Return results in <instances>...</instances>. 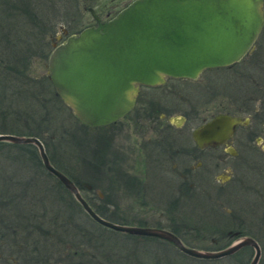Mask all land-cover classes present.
<instances>
[{
    "label": "flooded vegetation",
    "instance_id": "af4514ba",
    "mask_svg": "<svg viewBox=\"0 0 264 264\" xmlns=\"http://www.w3.org/2000/svg\"><path fill=\"white\" fill-rule=\"evenodd\" d=\"M83 6L88 12L89 6L86 3ZM111 16L113 14L106 13L99 20L105 21ZM90 18L84 27L95 24ZM59 28V33L49 37L50 50L83 27L74 31L60 25ZM263 30L264 24L257 38ZM252 48L237 62L203 69L194 79L164 77L160 84H139L133 105L122 118L102 127H90L95 131L112 127L109 133L106 131L93 137L100 147L105 148L109 167L102 175L104 159L96 158L92 177H102L108 184L102 187L93 179L84 181L80 174L68 178L95 213L109 214L110 218L101 217L117 224L166 230L183 244V238L189 235V241L211 243L209 248H200L210 251L248 236L259 245L261 253L260 246L264 245V92L217 93L209 78L217 72L240 76L236 66ZM185 80H189V85L194 81H200L202 85L196 93L189 89V100L183 99L187 109L180 112L166 110L155 101V96L143 93L144 90L167 87L172 81ZM169 91L176 92L173 88ZM200 96L204 98L198 99ZM211 105L212 111L209 110ZM157 109L160 111L154 116ZM131 113L136 117L129 118ZM217 114L236 120L231 133L214 144L203 142L200 134L197 139L202 142L197 143L193 137L195 129ZM123 121H128V126L116 131L119 128L114 125ZM187 123L189 129L185 131L183 126ZM168 127L174 130H168ZM122 133L131 136L133 141L120 143ZM77 143L80 147L81 141ZM147 166L154 168L155 172L147 174ZM76 169H81V165L76 164ZM55 180L54 183L58 182ZM162 195L167 198L163 204L153 199ZM178 197L186 198L189 203V226L178 223L172 215ZM43 198L30 195L28 206L0 207V264H111L110 261L114 264H142L141 256L128 251L130 242L134 245L148 243L153 247L150 252L157 256L163 255L158 249L167 247L181 253L165 240L103 227L114 235L117 245L107 247L109 253L101 255L105 260L103 263L100 258L101 263L88 249V246L93 249V244L83 243L81 236L85 233L81 231V223L76 221L83 212L79 204L66 206L63 202L62 205L46 206ZM61 213L71 214L68 223L61 221ZM244 247L247 248L245 257L253 254L251 247Z\"/></svg>",
    "mask_w": 264,
    "mask_h": 264
},
{
    "label": "water",
    "instance_id": "95a60500",
    "mask_svg": "<svg viewBox=\"0 0 264 264\" xmlns=\"http://www.w3.org/2000/svg\"><path fill=\"white\" fill-rule=\"evenodd\" d=\"M263 4V0H131L105 21L88 7L95 24L53 45L47 78L54 94L80 123L108 125L129 111L139 84H160L164 77L194 79L203 69L240 60L263 27ZM235 123L234 118L217 114L195 129L193 137L197 143L214 144L230 134ZM200 134L202 141L197 139ZM0 142L33 145L44 170L72 195L89 219L104 228L165 240L194 259L215 260L249 246L253 254L248 264L258 262L259 245L248 236L219 250H201L163 229L106 220L49 162L37 137L0 133Z\"/></svg>",
    "mask_w": 264,
    "mask_h": 264
},
{
    "label": "rangeland",
    "instance_id": "374dc122",
    "mask_svg": "<svg viewBox=\"0 0 264 264\" xmlns=\"http://www.w3.org/2000/svg\"><path fill=\"white\" fill-rule=\"evenodd\" d=\"M131 0H32L33 5H26V0H20L18 2H15L13 4H10V6L15 10L16 7H20L21 14L17 15L16 21L20 20V25H17L16 27H20V30H27L26 34L23 37L22 43L25 45H28L29 42H33L34 40L38 41L37 38L33 39L31 37L32 33H37L38 36H41L42 32L39 31L40 28L38 25L36 26L34 24V19L32 13L29 11L28 8L31 9V11H35L37 18L41 19L42 22L41 25H46V28L48 32H46L44 36V44L41 49L32 50L33 47L31 46V56L32 59L27 62L26 67L28 68V72L30 75H32L34 78L38 79L40 76H46V63L47 58L50 53V35L54 36V34L59 33V25L63 27H68L69 30H79L80 28L84 27L87 23L91 21L90 13L84 10L83 4L86 3V6H89L92 8L94 14L99 18H103V16L106 13H109L110 15H114L118 10H120L123 6H125L127 3H129ZM14 7H13V6ZM264 6V4H263ZM27 7V8H26ZM3 12H7L2 7ZM24 11V12H23ZM27 11V12H25ZM17 12V11H16ZM18 14V12H17ZM4 17V16H3ZM5 18V17H4ZM36 18V17H35ZM15 20V19H13ZM8 21L9 26H13L14 21ZM5 22V21H4ZM40 22V23H41ZM39 23V24H40ZM6 29H8L5 26ZM14 29V26L12 27ZM19 30V28H18ZM33 30V31H31ZM43 30L45 29V26L43 27ZM264 31V30H263ZM41 32V33H40ZM41 40V38H40ZM35 43V42H34ZM238 73H240V76H233L232 75H226L225 73L217 72L214 76L211 77V85L216 90L217 93H220L221 91H225V93H235L238 92L241 94H249L252 93L255 90H258V92H264V32L262 35H260L257 40L254 42L252 51L247 54L242 61H240L236 66ZM221 78L219 79V77ZM217 77V78H216ZM232 77V78H231ZM197 83V84H196ZM201 82H195L191 85H189V80L185 81H172L169 82L167 87H158L154 90H144L143 93H147L149 95L155 96V101L164 106L163 108H166V110H177L181 111L182 109L186 110V102L183 101L189 100V89L192 88L197 92ZM195 85V86H194ZM173 88L176 92L170 93L169 89ZM236 90V91H235ZM53 88L50 85L49 86V95H54ZM200 93V91L198 92ZM256 93V92H254ZM47 97V96H42ZM41 97V101H43ZM204 96H200L198 99H202ZM218 97H216L214 100L216 101ZM196 99V98H194ZM214 101V102H215ZM21 106L24 110L29 111L31 108L36 109V104H33L32 106H28L27 103L21 102ZM28 106V107H26ZM48 106V105H47ZM46 108V107H45ZM162 108V109H163ZM48 109V110H47ZM164 110V109H163ZM210 111L213 110V107L211 105ZM36 112V115L42 116L45 119V123L48 125L47 130L45 129L44 139H45V146L46 153L49 157L54 159V163L58 164L60 168L66 170L71 176L74 178L77 174H80L82 179L84 181H89L90 179H93L92 181L96 183L99 186L106 187L108 184L107 181L104 180V178H94L92 177V169L90 168L88 164L90 159L96 160V158H102L104 161L102 162V168L103 171H101L102 175H104L106 171V167H109L108 161H107V153L105 154V148L100 147L101 144H98L96 140L93 139L96 135L103 134L106 131L109 133L111 131L112 127L107 129H102L100 131H95L90 128L83 127L79 121L76 119V117L73 115L71 110L62 102L58 101L56 99H52L51 102L49 101L48 108L39 109ZM159 109H157L153 115H157L159 113ZM141 115V114H139ZM142 116V115H141ZM129 118H135V113H131ZM127 117V118H128ZM158 122H156L157 124ZM20 124V123H19ZM138 125V124H137ZM128 126V121L120 122L114 127H117L116 131H120L123 128H126ZM23 127V126H22ZM139 128V127H138ZM55 129V130H54ZM183 129L186 131L189 129V123L185 124L183 126ZM115 130V129H114ZM168 130H174L168 127ZM127 133V132H126ZM126 133L121 134V141L120 143H124L125 141H128L131 143L133 140L131 139V136L128 137ZM185 133V132H184ZM183 137H186V135H183ZM127 138V139H126ZM81 141L79 144L80 147H77V142ZM102 149H99V148ZM35 155H37V151H35ZM33 153V157H35ZM74 155L77 157L80 161L76 162V157L74 158ZM32 156V155H31ZM88 160V161H86ZM98 161V160H97ZM76 163L81 165V169H76ZM1 164H3V161H1ZM108 169V168H107ZM155 172V169L152 167L147 166L146 167V173ZM158 172V171H156ZM101 174H99L100 176ZM41 177L44 183H46V176ZM50 181H52L51 178L48 177ZM37 188V187H36ZM162 189V188H161ZM38 192H40V189H37ZM30 195V194H29ZM41 196V193H40ZM159 200L162 204L167 201V198L165 195H162L157 198H153ZM40 203V201H39ZM44 205L50 206L54 205L52 204L49 194L47 196L45 195L43 198ZM165 207V206H162ZM206 212V210H204ZM214 215V213H212ZM172 215L176 219L178 223H182L183 225L189 226V203L187 202L186 198L184 197H178L176 205L172 209ZM52 216V215H51ZM110 216L111 215H107ZM214 217V216H213ZM216 218V217H214ZM76 221L81 223L82 233H85L82 237L83 243H90L93 244L94 248L91 249L90 246H88V249L95 253V258L102 259V254L109 253V250L106 246L107 241L114 240V235H112L107 230H97L94 225L89 224L91 223L86 219L84 214L80 213V218L77 216ZM264 232V230L262 231ZM116 235V234H115ZM90 238V239H89ZM89 239V240H88ZM185 244L187 246L200 249L202 247H211V243H206V241H189V235L186 236V238H183ZM261 243V241H258ZM205 245V246H204ZM127 246V244H126ZM128 251L131 254H137L138 256H142L143 252H149L153 249L152 246H150L148 243L144 245H134L131 242L128 244L127 247ZM162 252L161 249H158ZM204 250V249H201ZM173 256H176L177 254L173 252L174 250L170 248L168 250ZM160 252V253H161ZM180 256L176 257L177 260H181L179 258ZM252 257L251 255L247 257V262L250 261ZM264 257V251L263 256ZM261 257V258H262ZM103 259H102V261ZM111 264H114L113 261H110ZM105 263V260L103 261ZM260 264V263H257Z\"/></svg>",
    "mask_w": 264,
    "mask_h": 264
},
{
    "label": "trees",
    "instance_id": "16d2710c",
    "mask_svg": "<svg viewBox=\"0 0 264 264\" xmlns=\"http://www.w3.org/2000/svg\"><path fill=\"white\" fill-rule=\"evenodd\" d=\"M18 1L20 0H0V133L35 136L45 146V139L43 138L45 134L44 131L45 129L47 130L49 124L47 125L45 123L44 117L36 115V112H40L38 111L39 109L45 110L48 108L49 101L51 102L52 99L58 101L60 99L57 96L49 95V86L51 84L47 75L40 76L36 79L30 75L26 65L33 56H31V46L33 47L32 50L41 49L44 44V36L48 30L45 24L41 25V19L37 18L36 12L28 8L33 15L34 24L36 26L38 25L40 28L39 31H41L42 34L38 36L37 33L31 32V37L33 39L37 38L38 41L34 40L33 42H29L28 45L23 44L22 40L27 30H20V27H16V22L17 25L21 23L20 20L16 21L17 15L21 14V9H19L20 7H16L17 10L14 11L15 7L12 5L14 7L13 9L10 6V4ZM26 1L27 3L25 6H27V4L33 5L31 3L32 0ZM2 7L7 12H3ZM11 20L14 21V29H12L13 26H9L8 21ZM5 26L8 29H6ZM44 26L46 30H43ZM42 96L47 97L43 98ZM41 97L43 101H41ZM21 102H25L28 106L32 107L33 104H36L34 105L36 109L31 108L29 111L24 110L21 106ZM80 124L85 128H90L82 123ZM44 149L46 152V148ZM35 151V147L31 144L0 142V207L28 206V196H40V193L43 197L49 194L50 200L52 204H54L52 206L62 205L63 202L66 206H77V203L73 202L68 197L69 194L62 188V185L58 182L54 183V177L49 176L46 171L43 170L39 158L35 155ZM33 153L35 157H33ZM75 157L74 155V158ZM48 159L56 169L62 171L67 177L70 176L72 178L66 170L54 163V159L49 156ZM1 161H3V164H1ZM78 161L80 160L77 156L76 162ZM88 162L89 163L86 165H89L90 168L95 165V160L92 158ZM39 175L46 176V183L38 177ZM48 177L51 178L52 181H50ZM37 189L41 191L38 192ZM38 204L39 203H37V205ZM82 213L84 214V212H81V214ZM60 215L63 217L61 221L66 223H68L71 218L70 213H61ZM107 215L108 214H101L100 216L109 217ZM84 216L91 222L89 224L94 225L97 230L101 231L103 229L102 226L95 223L93 224L86 214H84ZM71 221L73 220L71 219ZM120 234L121 233L118 235L120 236ZM111 244L114 247L117 245L114 240H110L107 241L106 246L109 247ZM260 247L261 253L257 263L264 264V257H262L264 245L261 244ZM161 250L162 256L153 255V252L150 251L143 252L142 256L139 257L143 259L142 264H246L247 262V257H245L247 253L246 247L238 249L232 255L215 260L194 259L176 252L175 250L173 252L177 255L173 256L168 251L170 250L169 247L161 248ZM178 256H180L179 258H181L182 261L176 259Z\"/></svg>",
    "mask_w": 264,
    "mask_h": 264
}]
</instances>
